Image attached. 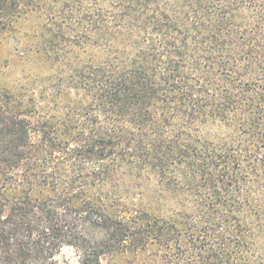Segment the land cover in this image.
<instances>
[{
  "label": "trees",
  "instance_id": "obj_1",
  "mask_svg": "<svg viewBox=\"0 0 264 264\" xmlns=\"http://www.w3.org/2000/svg\"><path fill=\"white\" fill-rule=\"evenodd\" d=\"M51 83L0 92V264H264V0H0Z\"/></svg>",
  "mask_w": 264,
  "mask_h": 264
},
{
  "label": "rangeland",
  "instance_id": "obj_2",
  "mask_svg": "<svg viewBox=\"0 0 264 264\" xmlns=\"http://www.w3.org/2000/svg\"><path fill=\"white\" fill-rule=\"evenodd\" d=\"M43 20L37 17L21 20L17 31L0 34V92H16L32 89L41 82L51 83L58 76V69L49 62L38 47L42 39L33 38L41 32ZM63 264H80L70 249L63 250L59 257ZM128 257L104 258V264H129Z\"/></svg>",
  "mask_w": 264,
  "mask_h": 264
}]
</instances>
